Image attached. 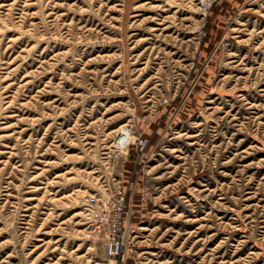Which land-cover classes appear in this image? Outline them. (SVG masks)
Listing matches in <instances>:
<instances>
[{"label": "rangeland", "instance_id": "rangeland-1", "mask_svg": "<svg viewBox=\"0 0 264 264\" xmlns=\"http://www.w3.org/2000/svg\"><path fill=\"white\" fill-rule=\"evenodd\" d=\"M0 264H264V0H0Z\"/></svg>", "mask_w": 264, "mask_h": 264}, {"label": "built area", "instance_id": "built-area-1", "mask_svg": "<svg viewBox=\"0 0 264 264\" xmlns=\"http://www.w3.org/2000/svg\"><path fill=\"white\" fill-rule=\"evenodd\" d=\"M133 144L138 152H143L148 146V140L137 137ZM138 186L141 199L147 200L149 194L147 184L141 183ZM84 206L85 219L92 227V233L103 241L106 253L117 262H124L130 248L132 232L130 228L132 209L127 201V192L121 186H117L108 204L104 205L94 196H90Z\"/></svg>", "mask_w": 264, "mask_h": 264}, {"label": "bare ground", "instance_id": "bare-ground-1", "mask_svg": "<svg viewBox=\"0 0 264 264\" xmlns=\"http://www.w3.org/2000/svg\"><path fill=\"white\" fill-rule=\"evenodd\" d=\"M120 137L112 141V145L120 153L124 154L126 150V145L133 140L134 136L128 128V125H124L119 129Z\"/></svg>", "mask_w": 264, "mask_h": 264}]
</instances>
